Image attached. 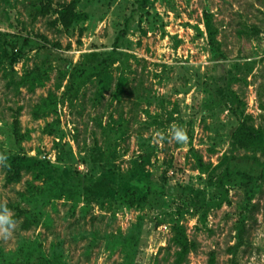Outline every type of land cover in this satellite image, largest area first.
I'll list each match as a JSON object with an SVG mask.
<instances>
[{
  "label": "rangeland",
  "instance_id": "obj_1",
  "mask_svg": "<svg viewBox=\"0 0 264 264\" xmlns=\"http://www.w3.org/2000/svg\"><path fill=\"white\" fill-rule=\"evenodd\" d=\"M69 3L87 18L66 27ZM242 121L264 131V0H0V149L80 180L0 163V264H177L178 225L181 264H264V147ZM141 155L154 186L130 206L105 171Z\"/></svg>",
  "mask_w": 264,
  "mask_h": 264
},
{
  "label": "trees",
  "instance_id": "obj_2",
  "mask_svg": "<svg viewBox=\"0 0 264 264\" xmlns=\"http://www.w3.org/2000/svg\"><path fill=\"white\" fill-rule=\"evenodd\" d=\"M57 12L59 22L66 27L87 18L86 13L76 11L73 3L62 5ZM205 25L208 30L209 43L212 46L217 45L216 31L212 27V22L208 15L205 19ZM34 86L35 83H32L31 87ZM20 109H18V112ZM18 126L19 119L16 117L14 120L15 134H18ZM239 132L250 146L264 147V131L262 129L246 121H242ZM145 161L146 156L141 155L140 159L136 160L126 173L117 172L112 169L105 171L106 176L113 183L108 187L109 193L130 206H142L154 186L151 182V174L144 167ZM0 163L7 169L11 176L9 177L10 179L18 177L22 172H33L37 177L57 180L60 187L69 186L73 181H80L79 173L75 174L67 169L59 171L51 161L36 156L9 153L0 149ZM172 240L178 247L175 252L176 262L177 264H181L186 260L191 250L195 249L196 243L188 238L186 229L182 225H178L175 228V236ZM208 264H216V253L214 251L210 252Z\"/></svg>",
  "mask_w": 264,
  "mask_h": 264
},
{
  "label": "clouds",
  "instance_id": "obj_3",
  "mask_svg": "<svg viewBox=\"0 0 264 264\" xmlns=\"http://www.w3.org/2000/svg\"><path fill=\"white\" fill-rule=\"evenodd\" d=\"M172 138L177 142H183L186 140L184 130L180 127H174L172 129ZM16 226V221L10 211V209L0 204V236L7 239L11 236L13 229Z\"/></svg>",
  "mask_w": 264,
  "mask_h": 264
}]
</instances>
